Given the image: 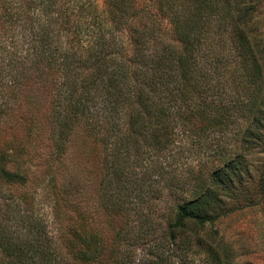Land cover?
Returning a JSON list of instances; mask_svg holds the SVG:
<instances>
[{
	"label": "trees",
	"instance_id": "1",
	"mask_svg": "<svg viewBox=\"0 0 264 264\" xmlns=\"http://www.w3.org/2000/svg\"><path fill=\"white\" fill-rule=\"evenodd\" d=\"M20 2L23 16L33 11L31 68L46 101L3 93L31 75L14 72L7 51L0 98L23 110L15 119L0 111L8 133L0 139V264H170L161 239L174 244L191 225L214 221L249 170L245 160L228 159L198 169L185 190L187 180L175 173L186 150L178 140L201 148L215 129L223 140L228 113L243 112L242 145L264 142V92L260 100L255 90L223 102V63L217 57L212 66L205 28L212 0ZM234 46L244 69L238 78L254 84L263 64L245 66L257 51ZM164 194L170 206L160 213ZM148 243L153 260L137 255Z\"/></svg>",
	"mask_w": 264,
	"mask_h": 264
},
{
	"label": "rangeland",
	"instance_id": "2",
	"mask_svg": "<svg viewBox=\"0 0 264 264\" xmlns=\"http://www.w3.org/2000/svg\"><path fill=\"white\" fill-rule=\"evenodd\" d=\"M218 1L212 0L214 12L210 15L205 14L204 19L208 15L205 28L208 30L213 49L212 66L215 65L217 57L221 58L223 63L222 80L226 92L223 102L229 104V100L235 99L237 93L240 99L245 100L255 90H260L258 96L260 100L264 92V0H228V5L225 0H220L219 3ZM24 10V4L19 3V0H0V66L4 64L5 69L7 60L2 63V57L7 51L14 52L16 61L14 72L18 73L25 68L31 73L19 83L21 87H5L3 93L14 96L13 98L25 94L30 99L42 100L43 107L46 98L43 90L39 89L36 83L37 77L31 68L35 61L29 42L36 26L29 20L33 16V11H26V18L23 16ZM221 16L223 20L220 19ZM121 37L129 51L127 31H124ZM165 40H169V37L165 36ZM239 42L247 43L252 55L257 51L255 58L250 56L246 61V68L256 71L258 67L255 65L263 64L261 69H257L259 72L257 75L260 77L255 79L254 84L242 83L241 78H238L244 70L243 67L238 66L234 56V44L239 45ZM260 55L261 60L258 59ZM7 72L8 68L2 74L3 82L10 86L8 82L10 76H6ZM215 80L212 77L211 82L214 83ZM12 101L13 99L6 96L0 98V111L3 113L0 116L18 118L19 111L23 109L17 110L15 107L11 109L14 103ZM244 111L248 112L246 109ZM242 113H228L231 118L227 120L229 125L223 129L225 134L223 140L220 131L215 129L210 132L209 143L203 141L201 148L192 145L186 137L176 143L178 146L181 142L186 148L181 160L177 162L183 163V166L177 164L181 168L175 171L183 180H187L184 184L185 190L191 191L193 186L191 179L198 169L205 171L228 159L239 157L245 160L249 170L242 173V180H234V188L230 189L234 194H229L223 199L222 205L215 209L214 214L218 213L219 216L214 221L199 226L191 225L189 231L180 234L174 244H171L166 235L161 239V245L158 246L162 255L169 259L170 264H264V142L256 144L258 147L253 150L247 144L242 145V131L248 125ZM212 137L218 142H213V146ZM7 138V131L5 132L4 127H0V139ZM177 149L179 151V148ZM188 149L194 150L188 154ZM242 150L244 151L241 155ZM175 165L174 163L173 167ZM187 194L189 197L190 193ZM170 199L169 194L162 196L160 213L170 206ZM161 235L162 233H158L152 238L154 236L159 238ZM150 246L151 244L148 243L144 248L141 247L137 255L153 260L147 255ZM153 246L157 247V243ZM61 251L65 253L64 250ZM154 251L156 249H153Z\"/></svg>",
	"mask_w": 264,
	"mask_h": 264
}]
</instances>
